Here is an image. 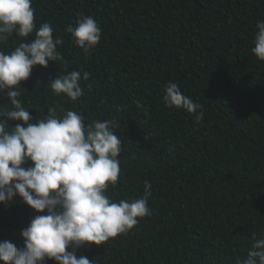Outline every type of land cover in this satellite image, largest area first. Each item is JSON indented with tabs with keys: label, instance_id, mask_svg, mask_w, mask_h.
<instances>
[{
	"label": "trees",
	"instance_id": "obj_1",
	"mask_svg": "<svg viewBox=\"0 0 264 264\" xmlns=\"http://www.w3.org/2000/svg\"><path fill=\"white\" fill-rule=\"evenodd\" d=\"M32 7L37 28L50 23L64 43L57 48L63 61L35 66L20 84L30 122L54 104L79 111L85 123L115 120L121 171L107 195L132 200L143 195L145 181L151 184V216L76 255L94 264L244 258L252 234L264 233V61L251 52L264 0H32ZM81 14L101 28L88 54L66 32ZM32 38L13 35L0 48L8 52ZM71 71L90 74L80 80L77 101L48 87ZM169 82L203 106L199 122L165 107ZM0 104L10 106L3 94ZM36 214L18 196L0 204V241L23 247L20 232Z\"/></svg>",
	"mask_w": 264,
	"mask_h": 264
},
{
	"label": "clouds",
	"instance_id": "obj_2",
	"mask_svg": "<svg viewBox=\"0 0 264 264\" xmlns=\"http://www.w3.org/2000/svg\"><path fill=\"white\" fill-rule=\"evenodd\" d=\"M35 11L32 0H0V45L13 35L33 37L11 51L0 48V94L10 105L0 104V204L7 207L18 196L37 213L20 232L23 247L0 241V264H46L49 260L94 264L76 251L127 234L140 219L151 216V184L145 181L143 195L132 200L117 201L107 195L121 171L122 141L115 132V120L85 123L79 111L54 104L45 118L30 122L32 116L20 99L26 89L20 84L35 66L63 61L57 48L64 43L62 37L54 36L50 23L37 28ZM256 29L251 52L264 61V20L257 21ZM66 32L85 54L101 40L97 21L83 14ZM89 75L71 71L55 76L48 87L57 97L64 94L77 101L84 95L80 80H88ZM162 99L167 108L196 114L197 122L203 118V106L182 94L176 83L166 85ZM9 121L22 123L11 127ZM28 162L31 166L25 167ZM235 264H264V233L252 234L246 256Z\"/></svg>",
	"mask_w": 264,
	"mask_h": 264
}]
</instances>
